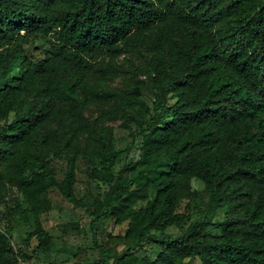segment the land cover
Masks as SVG:
<instances>
[{"label": "trees", "instance_id": "16d2710c", "mask_svg": "<svg viewBox=\"0 0 264 264\" xmlns=\"http://www.w3.org/2000/svg\"><path fill=\"white\" fill-rule=\"evenodd\" d=\"M36 40L40 58L27 54ZM131 69L154 87L151 105L140 79L100 86ZM0 79V191L21 194L43 260L53 236L41 216L56 188L84 208L93 236L103 219L126 223L112 236L124 250L101 247L91 264H264V0H0ZM91 103L99 116L83 113ZM109 114L142 134L138 158L117 171L113 126L99 123ZM60 116L67 125L54 130ZM63 156L59 177L52 158ZM79 159L105 187L93 207L75 192ZM193 179L205 214L184 227L178 204L199 197ZM13 230L0 228V264H20ZM147 242L154 257L137 254Z\"/></svg>", "mask_w": 264, "mask_h": 264}, {"label": "rangeland", "instance_id": "374dc122", "mask_svg": "<svg viewBox=\"0 0 264 264\" xmlns=\"http://www.w3.org/2000/svg\"><path fill=\"white\" fill-rule=\"evenodd\" d=\"M47 45L36 40L29 46L28 56L40 58L43 56V50ZM128 58L131 57L128 55ZM117 61L127 66V58L121 54ZM18 70V63L10 71L15 74ZM133 79H140L142 98L151 105V102L156 98V91L152 84L145 78L144 75L135 70H128L123 76H109L107 80L100 86L104 88H130ZM4 82L0 79V86ZM101 106L96 103L88 104L83 113L89 117L99 116ZM127 111H123L125 114ZM142 119H146L148 115L145 112L141 114ZM122 117L113 116L100 117L101 125H111L114 131V145L118 150V157L114 167L117 171L124 163L137 159L139 156V148L141 144L142 134L136 123H132L128 128L120 126ZM49 125L54 130H62L67 125L66 117L60 116ZM67 157L52 158L53 166L61 177L66 164ZM192 189L196 190L199 197L183 199L178 204V209L185 212L188 216L184 227L197 218H202L205 214V203L207 194L203 189V184L197 179L191 181ZM105 187L101 183L92 178L88 167L81 159L78 160L76 168V184L75 192L79 199L90 204L93 207L96 200L100 199ZM48 197L52 203V208L47 213L41 216L44 227L53 236L51 251L47 256L46 261L43 260L36 252V239L30 233L33 232L34 220L30 216L24 218L22 210L26 203L22 199L21 194L15 191L14 188L7 187L0 191V228L7 226L11 222L14 226L12 238L10 242L13 248L18 251L20 264H91L94 260L102 257L100 248H104L109 254L115 255L121 253L125 245L118 239H113L112 236L123 232L126 223L122 225L115 224L113 218L103 219L96 230L95 235L90 228V217L85 213L84 208H78L66 201L56 188H51L48 191ZM141 204V203H139ZM225 208H217L210 212V217L214 225L207 227V230L212 233L219 232L217 223L224 218ZM169 232L178 233L179 229L170 227ZM158 252V246L151 243H144L142 249L137 250L140 256L146 253L150 257H154ZM196 264L197 260L194 261Z\"/></svg>", "mask_w": 264, "mask_h": 264}]
</instances>
